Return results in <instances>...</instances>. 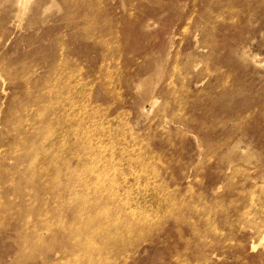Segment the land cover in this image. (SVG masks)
I'll return each mask as SVG.
<instances>
[{"label": "rangeland", "instance_id": "rangeland-1", "mask_svg": "<svg viewBox=\"0 0 264 264\" xmlns=\"http://www.w3.org/2000/svg\"><path fill=\"white\" fill-rule=\"evenodd\" d=\"M21 1L0 264H264V0Z\"/></svg>", "mask_w": 264, "mask_h": 264}, {"label": "bare ground", "instance_id": "bare-ground-1", "mask_svg": "<svg viewBox=\"0 0 264 264\" xmlns=\"http://www.w3.org/2000/svg\"><path fill=\"white\" fill-rule=\"evenodd\" d=\"M247 2H248V1H247ZM21 3H23V5H26V4L23 2V0L21 1ZM252 3H253V2H252ZM246 6H247V5H246ZM230 11H231V9H230ZM237 17H238V16H237ZM84 18H85V17H84ZM86 19H87V17H86ZM234 19H235V18H234ZM72 21H73V20H71V22H72ZM88 23H89V22H88ZM83 26H84V25H83ZM82 30H83V29H82ZM73 31H74V30H73ZM84 32H85V31H84ZM88 33H89V31H88ZM87 35H88V34H87ZM70 38H71V37H70ZM62 39H63V38H62ZM62 39H61V40H62ZM59 42H60V41H59ZM68 43H69V42H68ZM59 44H60V43H59ZM63 44H64V43H63ZM69 45H71V44H69ZM66 47H68V46H66ZM66 47H65V48H66ZM70 48H71V47H70ZM67 49H68V48H67ZM37 55H38V54H37ZM68 55H69V54H68ZM28 63H30V62L28 61ZM40 64H41V63H40ZM43 64H44V63H43ZM43 64H42V65H43ZM29 65H30V64H29ZM45 65H46V64H45ZM47 65H48V64H47ZM26 66H27V64H26ZM34 67H35V66H34ZM48 67H49V65H48ZM55 68H56V67H55ZM77 69H78V68H77ZM20 70H22V69H20ZM20 70H19V71H20ZM27 70H28V69H27ZM27 70H26V71H27ZM47 70H48V69H47ZM15 71H16V70H15ZM22 72H23V71H22ZM28 72H29V71H28ZM34 72H35V71H34ZM47 72H49V71H47ZM16 73H17V72H16ZM26 73H27V72H26ZM26 73H24V74H26ZM50 73H51V72H50ZM55 73H57V72H55ZM45 74H46V73H45ZM21 75H22V74H21ZM49 75H50V74H49ZM49 75H48V76H49ZM16 76H17V75H16ZM48 76H47V77H48ZM22 77H24V75H23ZM50 77H52V76H50ZM52 78L54 79V77H52ZM52 78H50V79H52ZM37 79H38V78H37ZM41 79H42V78H41ZM47 79H48V78H47ZM50 79H49V80H50ZM17 80H18V79H17ZM49 80H48V81H49ZM19 81H20V80H19ZM52 81H53V80H52ZM17 82H18V81H17ZM24 82H25V81H24ZM30 82H31V81H30ZM20 83H21V82H20ZM37 83H38V82H37ZM37 83H36V85H37ZM41 83H42V82H41ZM44 84H45V83H44ZM44 84H43V85H44ZM19 85H20V84H19ZM36 85H35V86H36ZM43 85H42V86H43ZM57 85H58V84H57ZM39 86H40V85H39ZM49 86H50V85H49ZM51 86H52V85H51ZM18 87H19V86H18ZM31 87H32V86H31ZM29 88H30V87H29ZM32 88H34V87H32ZM51 88H52V87H51ZM38 89H39V88H38ZM38 89L36 88L35 90H38ZM41 91H42V89H41ZM23 92H24V91H23ZM28 92H29V91H28ZM28 92H27V93H28ZM32 92H33V91H32ZM36 92H37V91H36ZM39 92H40V91H39ZM30 94H31V93H30ZM32 94H33V93H32ZM42 94H43V93H42ZM42 94H41V95H42ZM31 96H32V95H31ZM38 96H39V95H38ZM48 96H50V95H48ZM27 97H28V94H27ZM29 97H30V96H29ZM34 98H35V97H34ZM34 98H33V99H34ZM27 99H28V98H27ZM33 99H32V100H33ZM34 100H36V99H34ZM26 101H27V100H26ZM26 101H25V102H26ZM44 101H45V100H44ZM46 101H47V100H46ZM46 101H45V102H46ZM186 101H187V100H186ZM23 102H24V101H23ZM27 102H29V101H27ZM34 102H35V101H34ZM34 102H33V103H34ZM37 103H38V102H37ZM31 104H32V103H30V105H31ZM34 104H35V103H34ZM41 104H42V103H41ZM47 104H48V103H47ZM184 104H185V103H184ZM27 105H28V103H27ZM32 105H33V104H32ZM32 105H31V106H32ZM13 106H14V105H13ZM187 106H188V105H187ZM19 107H20V106H19ZM21 107L24 108L25 106H21ZM26 107H27V106H26ZM29 107H30V106H29ZM16 108H17V107H16ZM23 108H21V109H23ZM23 110H24V109H23ZM23 110H21V111H23ZM32 112H34V111H32ZM34 113H36V112H34ZM24 116H25V115H24ZM31 116H32V115H31ZM44 122H46V121H44ZM125 122H126V121H125ZM40 127H41V126H40ZM30 138H32V137H29V139H30ZM159 164H160V163H159ZM46 174H47V173H46ZM62 179H63V177H62ZM37 180H38V179H37ZM37 180H36V181H37ZM120 180H121V179H120ZM37 183H38V181H37ZM122 185H123V184H122ZM85 188H86V187H85ZM38 191H39V190H38ZM39 193H40V192H39ZM37 194H38V193H37ZM41 194H42V193H41ZM43 194H44V193H43ZM39 196H40V195H39ZM32 198H33V196H32ZM40 202H41V200H40V197H39V204H41ZM43 203H44V202H43ZM32 204H33V202H32ZM38 206H39V205H38ZM254 207H256V206H254ZM23 209H24V208H23ZM25 209H26V208H25ZM26 210H28V209H26ZM30 210H31V209H30ZM23 211H24V210H23ZM28 211H29V210H28ZM28 211H27V212H28ZM34 211H35V210H34ZM30 212H31V211H30ZM24 213H26V211H24ZM28 213H29V212H28ZM29 214H30V213H29ZM180 214H181V213H180ZM34 215H35V214H34ZM182 215H183V213H182ZM24 216H26V215H24ZM35 216H36V215H35ZM36 217H37V216H36ZM36 217H35V218H36ZM27 218H28V216H27ZM35 218H34V221H35ZM60 218H61V217H60ZM182 218H183V217H182ZM36 219H37V218H36ZM183 219H184V218H183ZM183 219H181V220H183ZM185 220H186V219H185ZM38 221H39V220H38ZM41 222H42V221H41ZM33 223H34V222H33ZM185 223H186V222H185ZM30 224H31V223H30ZM54 226H55V224H54ZM31 228H32V227H31ZM38 229H39V228H38ZM43 229H44V227H43ZM38 231H39V230H38ZM34 232H35V231H34ZM54 232H55V231H54ZM52 233H53V231H52ZM33 235H35V234L33 233ZM66 235H67V234H66ZM47 236H48V235H47ZM51 237H52V235H51ZM66 237H67V236H66ZM34 238H35V237H34ZM32 239H33V238H32ZM32 239H31V240H32ZM65 240H66V239H65ZM39 241H40V240H39ZM57 241H58V240H57ZM30 242H31V241H30ZM65 243H66V242H65ZM63 245H64V244H63ZM65 245H66V244H65ZM68 245H69V244H68ZM68 245H66V246H68ZM190 246H191V245H190ZM35 247H36V246H35ZM69 247H70V246H69ZM191 247H192V246H191ZM29 249H30V248H29ZM64 255H65V254H64ZM208 256H209V255H208ZM208 256H207V257H208ZM68 257H69V256H68ZM112 259H113V258H112ZM117 259H118V258H117ZM175 259H176V258H175ZM206 259H207V258H206ZM184 260H185V258H184ZM117 261H118V260H117ZM175 261H177V260H175ZM179 261H180V260H179ZM204 261H205V260H204ZM180 262H182V261H180ZM199 262H200V261H199ZM206 262H207V261H206ZM182 263H183V262H182ZM187 263H188V262H187ZM59 264H60V263H59ZM118 264H119V263H118ZM121 264H122V263H121ZM127 264H128V263H127ZM199 264H200V263H199ZM207 264H208V263H207Z\"/></svg>", "mask_w": 264, "mask_h": 264}]
</instances>
